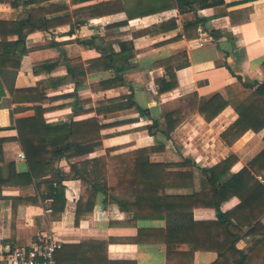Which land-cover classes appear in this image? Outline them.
<instances>
[{
	"label": "crops",
	"instance_id": "crops-1",
	"mask_svg": "<svg viewBox=\"0 0 264 264\" xmlns=\"http://www.w3.org/2000/svg\"><path fill=\"white\" fill-rule=\"evenodd\" d=\"M0 0V21H19L26 18L29 9L70 3L69 0ZM225 4L199 10L202 17H208L206 27L199 28V37L194 40L174 39L183 31V22L193 15H181L177 9L129 20L122 29L128 35L105 38L109 31L107 25L127 20L125 13L93 18L88 23L62 26L48 31H36L27 35L26 53L21 58L18 72L9 69L10 63L3 62L0 77L6 95L0 100V141L3 142L4 159L1 164L2 177L14 173L23 175L30 171L26 159V149L36 150L45 147V140L38 139L33 126L21 125L18 120L35 115L33 104H16L12 101L13 89L40 86L48 92L41 100L47 122L80 121L99 117L101 124L112 125L102 131L109 137L84 146L88 154L54 163L35 164L36 176L33 179L17 177V186H5L0 193V254L6 250L31 244L38 232L55 231L63 242L56 253V264H213L218 253L196 251L191 259L186 230L195 221H215L218 210L213 200L194 201L192 214L189 202L182 209L173 205L150 207L143 211L148 218H138L135 207L105 202V195L98 192L94 205L79 201L82 182L72 175L76 162L104 155L109 148L112 154L165 144L162 152L151 156L153 161L177 164L184 160L192 161L178 170H192L195 188H168L167 195H187L200 189L199 167H211L230 154H237L238 163L232 173L247 166L264 145L249 161L240 155V146L252 131L247 132L233 146L225 144L220 134L236 118L232 108H227L212 122H207L199 113L193 114L176 130L167 135V127L162 117V107L174 106V102L184 95L197 92L199 97L211 98L221 94L228 98L227 88L240 85L238 77L262 79L264 77V0H225ZM91 3V2H90ZM88 4V3H86ZM70 5L75 7L86 5ZM175 17L179 27L176 30L156 36L134 37L133 32L143 30L153 24ZM11 28L0 27V41ZM215 31L217 36L211 34ZM97 37V44L81 43ZM18 38L17 34L7 35L8 41ZM132 40L136 55L131 68L121 73L124 83L110 89H98L94 84L116 76L114 71L103 70L87 72L76 84L73 72L87 69V61L101 55L100 47L112 46L119 51L120 43ZM187 52L190 64L177 70L178 85L164 93L159 92L158 80H169L164 67H156L157 60ZM56 64L52 70L48 65ZM55 81V85L49 84ZM133 93L136 105L114 113L98 115V102L117 97H128ZM124 98V99H125ZM149 109L159 119V128L150 133L147 125L152 118L145 117L138 109ZM261 139L264 129L259 132ZM20 137L25 141L23 147ZM264 143V141H263ZM24 153L25 158L19 154ZM15 162V163H11ZM248 162V163H247ZM264 174V171L258 175ZM31 178V177H30ZM57 182H61L60 192H56ZM261 182V181H260ZM263 183V182H262ZM55 194L57 197H55ZM55 198L57 202H55ZM130 201L134 197L128 198ZM87 200V197H85ZM238 197H232L222 204L228 211L240 204ZM63 210H59L63 207ZM79 208V210H78ZM79 212L78 223L77 217ZM149 212V213H148ZM180 233L178 234L177 232ZM248 230V228H245ZM252 236L238 241L237 246L247 249ZM168 247L174 255L168 256Z\"/></svg>",
	"mask_w": 264,
	"mask_h": 264
},
{
	"label": "trees",
	"instance_id": "trees-1",
	"mask_svg": "<svg viewBox=\"0 0 264 264\" xmlns=\"http://www.w3.org/2000/svg\"><path fill=\"white\" fill-rule=\"evenodd\" d=\"M33 3L37 0H25ZM70 3L61 5L51 4L29 9L27 16L19 21H0V27L11 28L5 32L0 41V67L3 62L10 63L9 69L18 72L21 58L26 53L25 40L28 34L36 31H48L62 26L86 24L93 18L125 13L127 20L107 25L109 31L117 32L107 34L105 38L128 35V31H122L129 25V20L145 17L177 9L181 15L192 14V18H186L183 22V31L174 39L194 40L199 37V28L206 27L208 17H202L198 11L224 5L225 0H69ZM91 2V3H90ZM88 3V4H86ZM86 4L71 10L70 5ZM179 27L175 17L153 24L143 30L133 32L134 37L142 35H160L176 30ZM17 34L13 41L7 40V35ZM211 34L217 36L215 31ZM97 37L86 39L81 43L97 44ZM119 51L112 46L100 47L101 55L87 61L88 68L73 72L76 84L82 82L87 72L110 70L116 76L94 84L98 89H110L124 83L121 75L130 69L131 61L136 55L132 40L120 43ZM190 59L187 52H180L170 57L157 60L156 67H164L169 80H158L159 92L164 93L178 85L177 70L187 67ZM52 70L56 64L48 65ZM264 68V63H263ZM82 77V78H81ZM240 85H230L227 88L228 98L216 94L211 98L199 97L197 92L184 95L174 102V106H163L162 117L167 127V135L176 130L193 114L199 113L207 122H212L227 108H232L237 118L220 134L222 141L233 146L247 132L259 133L264 129V77L262 79L247 77L245 80L238 77ZM49 84L55 85V81ZM45 88L36 86L24 89L12 90V101L16 104L31 103L35 115L18 120V123L33 126L38 134V139L45 140L43 149L27 150L23 137H20L23 147L26 149L27 163L30 171L23 175L14 173L15 165L11 164V174L7 179L2 177L1 164L4 159L3 142L0 141V193L5 186H17L16 178L33 179L36 176V166L39 163H54L63 159L80 157L90 151L84 146L109 137L103 134L107 124H101L99 117H92L80 121L47 122L45 109L39 104L47 97ZM6 95V89L0 77V100ZM117 97L98 102V115L101 113H114L128 109L136 105L133 93L128 97ZM141 114L152 118L153 122L147 125L150 133L159 128V119L152 115L151 110L138 107ZM264 141V137H263ZM165 144L152 147H142L123 153L112 154L114 148L107 149L104 155L88 158L76 162L72 169V175L82 182V194L79 201H86L91 206L98 192L105 195V202L111 201L125 208L126 205L135 207L138 218H148L145 210L150 207L167 208L175 206L182 209L189 202V213L192 214L194 201L197 199L213 200L218 210V219L215 221H195L187 228L189 234L188 243L191 259L196 251H214L218 258L213 264H264V183L260 182L257 175L264 171V149L260 151L248 165L240 171L232 173V168L239 161L237 154L233 153L211 167H199L200 189L187 195H167L168 188H195V176L192 170H178L186 165L192 166V161L184 160L177 164L153 161L154 153L162 152ZM15 163V162H11ZM31 177V178H30ZM54 187L60 192L61 182ZM55 197L56 194H55ZM87 197V200H85ZM134 197L132 201L128 198ZM232 197H238L240 204L231 210L223 211L222 204ZM55 202H57L55 198ZM64 209L60 207V211ZM170 209V208H169ZM79 210V208H78ZM149 213V212H148ZM79 220V212L76 223ZM248 228V230H245ZM177 232L178 234L180 233ZM246 236H252V242L247 249L237 246L239 240ZM174 255L173 249L168 247V256Z\"/></svg>",
	"mask_w": 264,
	"mask_h": 264
},
{
	"label": "built area",
	"instance_id": "built-area-1",
	"mask_svg": "<svg viewBox=\"0 0 264 264\" xmlns=\"http://www.w3.org/2000/svg\"><path fill=\"white\" fill-rule=\"evenodd\" d=\"M25 158L24 153L19 154ZM264 183V174L257 175ZM63 247V242L55 231L38 232L31 244L22 245L0 254V264H56V253Z\"/></svg>",
	"mask_w": 264,
	"mask_h": 264
},
{
	"label": "rangeland",
	"instance_id": "rangeland-1",
	"mask_svg": "<svg viewBox=\"0 0 264 264\" xmlns=\"http://www.w3.org/2000/svg\"><path fill=\"white\" fill-rule=\"evenodd\" d=\"M263 145L264 143L263 139H261L260 137V133L252 132L250 136L246 138L245 141L241 144L240 155L244 157V160L249 161L257 152L261 150Z\"/></svg>",
	"mask_w": 264,
	"mask_h": 264
}]
</instances>
